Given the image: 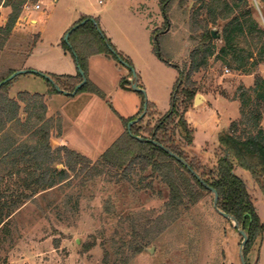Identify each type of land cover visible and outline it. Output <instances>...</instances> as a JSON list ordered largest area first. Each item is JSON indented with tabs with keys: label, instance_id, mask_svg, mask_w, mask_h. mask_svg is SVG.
Wrapping results in <instances>:
<instances>
[{
	"label": "rangeland",
	"instance_id": "rangeland-1",
	"mask_svg": "<svg viewBox=\"0 0 264 264\" xmlns=\"http://www.w3.org/2000/svg\"><path fill=\"white\" fill-rule=\"evenodd\" d=\"M248 1L264 28V0ZM4 2L0 0V25L7 22L11 12ZM202 3L185 0L180 6L175 2L168 23L160 0H48L43 11L22 9L8 42L0 49V76L10 71L39 72L14 77L10 97L17 98L24 91L45 94L49 90L46 117L61 124L60 135L54 132L51 140L97 161L126 128L122 118L137 114L143 98L154 102L157 110L145 121L154 123L170 109L178 68H183L193 48L194 25L206 15L201 10L196 17ZM86 18L96 20L99 34L131 62L144 93L129 89L130 85L122 87V78L132 87V71L118 58L102 53L89 58L88 77L106 94L105 100L87 91L66 95L52 90L41 73L52 79L78 74L74 56L62 41ZM223 27L221 21L209 24L210 29L219 28L216 33L220 35ZM213 40L219 50L223 41ZM263 43L255 45L249 37L240 48L256 54ZM156 44L169 63L154 52ZM216 56L193 77L199 92L185 113L193 129V144L188 146L177 138L188 157L207 168H213L222 155L219 133L240 118V88L253 87L257 76L264 78V56L257 65L249 63L244 70ZM197 95L201 97L197 99ZM35 122L34 118V125L23 127L14 122L9 132L20 142L34 144L37 136L31 130L39 126ZM10 166L0 164V177ZM235 172L245 180L263 224L262 234L247 256L248 264H264V194L249 171L236 166ZM149 181L151 186L143 185ZM135 182L116 183L108 178L84 182L80 175L72 176L70 184L38 193L11 216L5 230L0 226V264H242L243 237L231 220L217 214L213 194H205L197 205L182 210L177 221L159 224L157 218L164 211L168 188L154 177L141 184L136 176ZM143 237L148 244L133 255V248ZM93 241L96 244L87 249L86 244Z\"/></svg>",
	"mask_w": 264,
	"mask_h": 264
},
{
	"label": "trees",
	"instance_id": "trees-1",
	"mask_svg": "<svg viewBox=\"0 0 264 264\" xmlns=\"http://www.w3.org/2000/svg\"><path fill=\"white\" fill-rule=\"evenodd\" d=\"M26 1L5 0L3 5L10 7L11 12L7 22L0 25V49L8 42ZM177 1L182 6L185 0H160L165 22L168 23L169 10ZM201 10H204L206 15L205 18L196 20L194 25L195 35L191 36L194 40L193 48L183 68H178L179 75L171 94L170 109L154 123L151 120L145 121L146 117L151 118L157 112L156 104L147 101L145 116L132 124L129 132L128 123L138 118L144 109L143 98L137 114L122 118L126 128L97 161H92L81 153L51 140L54 132H57V136L60 135L61 124L59 120L54 121L46 117L45 97L50 94L49 90L45 94L24 91L20 92L17 98H13L10 97L12 80L0 85V164L3 163L6 167L11 164L5 178L0 177L1 229L5 230L11 216L38 193L55 186L70 184L72 176L80 175L84 177V182L108 178L116 183L128 181L134 185L137 184L136 176L141 184L149 177L157 178L168 188V197L164 203V211L157 218L158 223L164 220L172 223L177 221L182 210L194 207L205 194L213 193L187 166L164 150L159 145L161 144L184 158L206 184L217 190L218 209L234 216L240 228L248 235L243 249L248 264L247 256L253 243L262 234L263 224L247 184L235 172V167L249 171L264 194V78L257 76L253 87L240 88V118L233 121L227 130L219 133L218 146L222 155L213 168L205 167L196 158H189L177 138L182 139L188 146L193 144V129L187 122L185 113L199 92L193 78L195 73L205 68L209 58L215 53L218 60L227 62L237 70L246 69L249 63L257 65L264 56V43L256 54L252 50L240 48V44L247 42L249 37L254 40L255 45L262 43L264 28L254 17L248 0H203L196 13L197 18ZM220 21L224 22L219 38L223 45L217 50L209 24ZM96 22L86 18L83 24L70 33V45L64 38L62 44L73 54L77 67L80 66L84 70L87 79L86 84L76 94L87 91L105 100L106 94L88 77L89 58L102 53L117 60V56L109 49L111 46L128 65L132 64L117 51L104 34H99ZM154 52L160 59L169 63L170 60L163 56L157 44L154 46ZM12 73L13 71H10L1 75L0 83ZM81 80L79 72L77 75H61L54 79L61 89L67 91H73ZM48 84L54 92L59 93L51 82L48 81ZM120 84L124 88L130 85L128 88L132 89L128 79L122 78ZM33 117L39 124L38 128L31 130L32 135L37 136L36 142L29 144L27 141L16 140L9 132L10 125L16 122L22 127L31 126ZM59 165L64 167L59 169ZM143 185L151 186L152 181ZM215 211L221 218L230 220L216 209ZM95 244V241L89 242L86 248ZM147 244L143 237L133 248V255L141 253Z\"/></svg>",
	"mask_w": 264,
	"mask_h": 264
},
{
	"label": "water",
	"instance_id": "water-1",
	"mask_svg": "<svg viewBox=\"0 0 264 264\" xmlns=\"http://www.w3.org/2000/svg\"><path fill=\"white\" fill-rule=\"evenodd\" d=\"M85 22V21H84ZM83 22V23H84ZM80 24H78V25H76V26H74V28L73 29H75V28H77L78 26H79ZM72 29V30H73ZM219 28H212L211 29V34H212V36H213V38L214 39H219L220 38V34H217L216 33V31H220V29L218 30ZM72 30H70L66 35H65V41L70 45V43H69V36H70V33L72 32ZM108 44V43H107ZM109 49L112 51V53L113 54H115L116 56H117V58H118V60L121 62V63H123V64H125V65H127L129 68H130V70L132 71V74H133V76H134V81L132 82V88L133 89H135V90H138L139 92H142V93H144V90L142 89V88H140L139 86H138V84H137V80H136V72L134 71V69L130 66V65H128V63H126L120 56H118L117 54H116V51L115 50H113L112 49V47L111 46H109ZM78 70H79V73H80V75L82 76V80H81V82H79L76 86H75V88H74V90L73 91H67V90H63V89H61L60 88V86L58 85V84H56V82L54 81V79H52V77L51 76H49L48 74H43V73H41V75L42 76H44L49 82H51L53 85H54V87H55V89L58 91V92H60V93H63V94H66V95H76V93L78 92V90L83 86V85H85L86 84V82H87V79H86V76H85V72H84V70L80 67V66H78ZM32 70H21V71H16V72H14L13 74H11L6 80H4V81H2L1 83H0V85H2L3 83H5L6 81H9V80H12L14 77H16L19 73H24V72H31ZM32 72H35V73H39V72H36V71H32ZM40 74V73H39ZM201 96L200 95H197V99L198 98H200ZM146 111H147V100H145V104H144V109H143V111H142V113L138 116V118H136V119H134V120H131L129 123H128V126H127V129H128V131L130 132V128H131V126H132V124H134L135 122H137L139 119H141V118H143L144 116H145V114H146ZM140 139H142L141 137H139ZM155 142V141H154ZM156 143V142H155ZM164 150H166L167 152H169V154H171L173 157H175L177 160H179L181 163H183L185 166H187V168L192 172V173H194L195 174V176L208 188V189H210L211 190V192L213 193V195H214V198H213V205H214V208L222 215V216H224L225 218H228V219H230L233 223H234V226H235V228L238 230V232L242 235V237H243V241H242V247H241V249H240V258H241V262H242V264H246V259H245V256H244V254H243V249H244V247H245V245H246V243H247V241H248V235H247V233H246V231L244 230V229H242V228H240V226H239V223H238V221L236 220V218L234 217V216H231V215H228L227 213H225L224 211H221L220 209H218V206H217V204H218V199H219V194H218V192H217V190L215 189V188H213V187H211V186H209L208 184H206L204 181H203V179H201V177L191 168V166L188 164V162L184 159V158H182L181 156H179V155H177V154H175V153H173L170 149H168V148H166V147H164L163 145H161V144H159Z\"/></svg>",
	"mask_w": 264,
	"mask_h": 264
},
{
	"label": "built area",
	"instance_id": "built-area-1",
	"mask_svg": "<svg viewBox=\"0 0 264 264\" xmlns=\"http://www.w3.org/2000/svg\"><path fill=\"white\" fill-rule=\"evenodd\" d=\"M45 1L48 0H27L23 6V9L30 12L43 11L45 7ZM49 1L56 2L57 0H49ZM226 71L228 72L229 69H226Z\"/></svg>",
	"mask_w": 264,
	"mask_h": 264
},
{
	"label": "crops",
	"instance_id": "crops-1",
	"mask_svg": "<svg viewBox=\"0 0 264 264\" xmlns=\"http://www.w3.org/2000/svg\"><path fill=\"white\" fill-rule=\"evenodd\" d=\"M37 22H38V20H37ZM94 56V55H93ZM205 99H206V97H205ZM136 113H133V114H131L130 116H134Z\"/></svg>",
	"mask_w": 264,
	"mask_h": 264
}]
</instances>
